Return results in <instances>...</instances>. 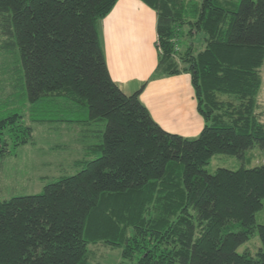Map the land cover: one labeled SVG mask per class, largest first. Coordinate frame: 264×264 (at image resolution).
Listing matches in <instances>:
<instances>
[{
  "label": "trees",
  "instance_id": "1",
  "mask_svg": "<svg viewBox=\"0 0 264 264\" xmlns=\"http://www.w3.org/2000/svg\"><path fill=\"white\" fill-rule=\"evenodd\" d=\"M141 1L157 13L152 76L190 74L204 121L195 137L152 119L139 100L144 84L125 94L111 79L98 22L116 0H0L2 48L18 63L8 101L34 122H103L76 173L0 199V264H91L97 242L135 264H264V224H255L264 163L205 169L215 154L242 158L254 144L264 152L255 111L264 0ZM184 33H202L203 48L179 51ZM21 118L0 104V156L31 141ZM254 233L256 256L238 253Z\"/></svg>",
  "mask_w": 264,
  "mask_h": 264
},
{
  "label": "rangeland",
  "instance_id": "2",
  "mask_svg": "<svg viewBox=\"0 0 264 264\" xmlns=\"http://www.w3.org/2000/svg\"><path fill=\"white\" fill-rule=\"evenodd\" d=\"M236 6L239 0H221ZM184 28V32L186 31ZM194 34V33H192ZM183 34L178 43V50L183 52L189 44L196 52L203 48V34ZM5 37L0 32V104L5 109L21 108V121L32 128L30 142L19 145L12 153L0 156V199L14 195L38 193L43 186L56 180L61 175H72L81 168L80 162L87 158L89 146L100 143L99 130L103 122L82 124L78 122H34L29 119L25 105L18 106L12 99V80L17 68V59L13 52H5L2 45ZM191 42V43H190ZM178 61V57H176ZM261 84L256 95V114L264 122V60L259 68ZM10 97V98H9ZM223 97V96H222ZM9 147V143H8ZM91 157H94L92 155ZM264 163V152L256 144L246 149L242 158L234 155L215 154L205 169L213 173L217 168H251ZM255 224H264V201L255 213ZM260 241L254 233L247 241L240 244L236 251L249 252L256 256ZM88 261L91 264H135V260H122L121 250L102 242L89 244Z\"/></svg>",
  "mask_w": 264,
  "mask_h": 264
},
{
  "label": "crops",
  "instance_id": "3",
  "mask_svg": "<svg viewBox=\"0 0 264 264\" xmlns=\"http://www.w3.org/2000/svg\"><path fill=\"white\" fill-rule=\"evenodd\" d=\"M156 25V11L141 0H116L98 22L108 72L125 94L144 84L139 100L162 129L195 137L204 121L197 111L190 74L152 76L159 54ZM190 36L194 39V34Z\"/></svg>",
  "mask_w": 264,
  "mask_h": 264
}]
</instances>
